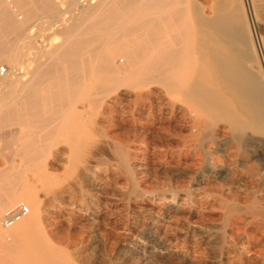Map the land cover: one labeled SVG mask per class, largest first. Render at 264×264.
Masks as SVG:
<instances>
[{
    "label": "bare ground",
    "instance_id": "obj_1",
    "mask_svg": "<svg viewBox=\"0 0 264 264\" xmlns=\"http://www.w3.org/2000/svg\"><path fill=\"white\" fill-rule=\"evenodd\" d=\"M263 1L250 0L255 10ZM62 3L0 0V62L9 68L0 75V264H70L38 227L44 204L29 181L47 190L43 167L53 149L67 146L70 160L81 159L89 133L100 134L97 113L123 89L145 97L160 85L205 127L222 121L236 141L248 129L264 132V72L243 0ZM38 26L52 28L57 41L35 45ZM119 55L125 65L115 62ZM23 202L30 214L6 227L5 212ZM246 206L264 215L255 201Z\"/></svg>",
    "mask_w": 264,
    "mask_h": 264
},
{
    "label": "rangeland",
    "instance_id": "obj_2",
    "mask_svg": "<svg viewBox=\"0 0 264 264\" xmlns=\"http://www.w3.org/2000/svg\"><path fill=\"white\" fill-rule=\"evenodd\" d=\"M243 2L264 72V1L261 10ZM34 31L35 45L57 41L52 28ZM122 59L115 62L125 65ZM151 89L145 97L123 89L97 113L100 134L89 133L93 143L81 159L70 160L67 146L53 149L43 167L47 190L29 181L44 204L38 227L51 234L55 255L70 264H264V215L246 208L251 200L264 209V132L248 129L236 141L222 121L205 127L160 85Z\"/></svg>",
    "mask_w": 264,
    "mask_h": 264
},
{
    "label": "built area",
    "instance_id": "obj_3",
    "mask_svg": "<svg viewBox=\"0 0 264 264\" xmlns=\"http://www.w3.org/2000/svg\"><path fill=\"white\" fill-rule=\"evenodd\" d=\"M6 72V66H0V75ZM29 214V207L24 203H20L10 209H8L3 217V223L6 227L12 226L17 221Z\"/></svg>",
    "mask_w": 264,
    "mask_h": 264
}]
</instances>
